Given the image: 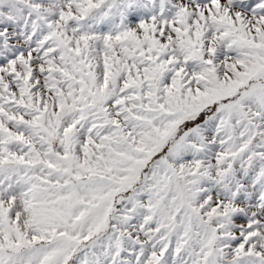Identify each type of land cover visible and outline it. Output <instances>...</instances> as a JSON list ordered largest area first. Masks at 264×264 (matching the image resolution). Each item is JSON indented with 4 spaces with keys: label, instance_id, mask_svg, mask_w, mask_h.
Returning a JSON list of instances; mask_svg holds the SVG:
<instances>
[{
    "label": "snow or ice",
    "instance_id": "6c2138e0",
    "mask_svg": "<svg viewBox=\"0 0 264 264\" xmlns=\"http://www.w3.org/2000/svg\"><path fill=\"white\" fill-rule=\"evenodd\" d=\"M0 264H264V0H0Z\"/></svg>",
    "mask_w": 264,
    "mask_h": 264
}]
</instances>
